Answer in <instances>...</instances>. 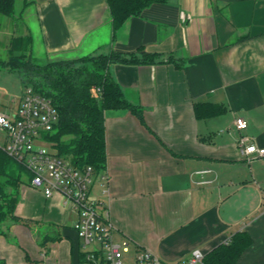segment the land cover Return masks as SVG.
<instances>
[{
	"label": "crops",
	"instance_id": "crops-1",
	"mask_svg": "<svg viewBox=\"0 0 264 264\" xmlns=\"http://www.w3.org/2000/svg\"><path fill=\"white\" fill-rule=\"evenodd\" d=\"M14 10L0 15V40L31 36L38 63L158 54L110 67L136 111L106 110L107 163L91 186L115 239L130 240L125 264L139 249L164 262L207 254L242 230L252 242L235 264H264V156L238 148L242 135L264 147V0H157L115 35L106 0H14ZM24 88L1 99L0 111L14 112ZM197 102L223 109L199 116ZM18 191L16 217L0 231V264H81L100 248L84 245L62 194L47 197L25 176Z\"/></svg>",
	"mask_w": 264,
	"mask_h": 264
},
{
	"label": "trees",
	"instance_id": "trees-1",
	"mask_svg": "<svg viewBox=\"0 0 264 264\" xmlns=\"http://www.w3.org/2000/svg\"><path fill=\"white\" fill-rule=\"evenodd\" d=\"M157 0H106L112 15L114 35L133 16ZM14 0H0V14L13 17ZM31 36L13 37L7 59L0 63L17 71L25 87L51 99L58 111V121L44 138L58 155L69 159L77 167L92 166L94 174L101 173L107 163L106 110L136 106L124 96L110 73L115 63H152L156 53L126 55L122 52L96 53L74 59H60L38 63L29 52ZM196 114L209 116L223 109L211 102L195 103ZM30 179L26 167L0 148V231L4 222L16 217L19 200L18 185L23 177ZM252 242L242 230L205 254L207 264H235ZM81 263L86 260L82 253Z\"/></svg>",
	"mask_w": 264,
	"mask_h": 264
},
{
	"label": "built area",
	"instance_id": "built-area-1",
	"mask_svg": "<svg viewBox=\"0 0 264 264\" xmlns=\"http://www.w3.org/2000/svg\"><path fill=\"white\" fill-rule=\"evenodd\" d=\"M57 121L58 111L51 99L27 86L14 112L0 111V134L4 138L0 148L26 167L34 187L42 188L47 197L62 194L65 204L77 211L74 228L84 245L100 244L98 250L88 251L81 264H125L124 255L130 249V240H116L113 224L102 218L101 201L91 194L95 175L92 166H75L58 155L44 138ZM235 124L238 129L248 127V121L241 116L235 119ZM238 148L244 158L264 156V147L248 142L244 135L238 139ZM134 264L207 263L200 249H195L189 258L175 262H164L152 251L139 249Z\"/></svg>",
	"mask_w": 264,
	"mask_h": 264
},
{
	"label": "rangeland",
	"instance_id": "rangeland-1",
	"mask_svg": "<svg viewBox=\"0 0 264 264\" xmlns=\"http://www.w3.org/2000/svg\"><path fill=\"white\" fill-rule=\"evenodd\" d=\"M9 45L10 42L8 39H5L4 41L0 40V58L5 60L7 59ZM23 87L24 85L21 82L20 74L17 71H11L7 66L0 63V101L1 99L5 98L7 100V98L11 97L12 95L17 97L20 96ZM2 94H4V96ZM3 141L4 138L0 134V143H3ZM129 255H132V252H130Z\"/></svg>",
	"mask_w": 264,
	"mask_h": 264
}]
</instances>
